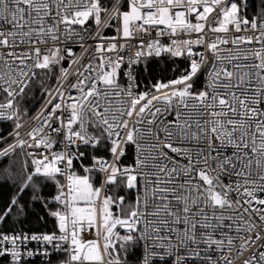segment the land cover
I'll return each mask as SVG.
<instances>
[{
	"label": "snow or ice",
	"instance_id": "obj_1",
	"mask_svg": "<svg viewBox=\"0 0 264 264\" xmlns=\"http://www.w3.org/2000/svg\"><path fill=\"white\" fill-rule=\"evenodd\" d=\"M247 5L0 0V157L19 161L0 264H264V0ZM152 59L179 75L141 90ZM30 206L50 230L25 229Z\"/></svg>",
	"mask_w": 264,
	"mask_h": 264
},
{
	"label": "trees",
	"instance_id": "obj_2",
	"mask_svg": "<svg viewBox=\"0 0 264 264\" xmlns=\"http://www.w3.org/2000/svg\"><path fill=\"white\" fill-rule=\"evenodd\" d=\"M107 2V0H105ZM261 9V0H248L247 5V15L251 19L253 16L257 15L260 12ZM177 64H180L181 67L183 65L179 60H177ZM175 67L172 65L171 61L165 62L163 59H152L149 61L148 69L147 71H144L142 66H139V83L140 86H150L151 83L156 82L157 80H168L170 78H173L174 76L178 75L179 72H173L172 68ZM39 95V94H38ZM42 99H37L33 101L29 105V113L30 116L36 108L40 105L42 102ZM12 131V126L10 122H4L0 123V136H7L9 132ZM19 151V150H17ZM19 167V161L16 156L9 155L6 157H0V169L3 168H11L13 170L17 169ZM52 189H45L44 194L47 195L49 192H51ZM11 195V192L8 187H2L0 188V199H5L8 196ZM25 199H29L28 196L25 197ZM29 217L27 222L25 223L24 227L25 229H39L41 231H47L52 228L51 218H49V223L45 226L42 223L37 222V215H43V211L40 208H33L29 207ZM34 261V264H43L44 260L41 259H32Z\"/></svg>",
	"mask_w": 264,
	"mask_h": 264
},
{
	"label": "built area",
	"instance_id": "obj_3",
	"mask_svg": "<svg viewBox=\"0 0 264 264\" xmlns=\"http://www.w3.org/2000/svg\"><path fill=\"white\" fill-rule=\"evenodd\" d=\"M238 2H239V0H238ZM89 23L91 24L92 22L91 21H89ZM93 26V28H95V25L93 24L92 25ZM103 33H104V35H106V36H112V35H115V32H114V29L113 28H106V29H104L103 30ZM74 51H79V48H75L74 49ZM65 67H67V64H65ZM138 70H139V66L137 67V72H138ZM179 75V74H178ZM174 78V77H173ZM125 80H126V77L124 78ZM138 79H139V77H138ZM170 79H172V78H170ZM166 81V80H165ZM141 87V90H143V89H145L146 88V86H143V85H141L140 86ZM148 87H150V86H148ZM42 103H43V101L40 103V105L36 108V110L29 116V117H31V116H35L36 114H37V112L40 110V108H41V105H42ZM35 123H39V121H36ZM22 135H23V131H22ZM5 137H7V139H6V141H3V142H0V149H3L4 147H6L7 146V144L8 143H11L12 142V137L11 136H5ZM32 259H41V260H44V258L43 257H34V258H32Z\"/></svg>",
	"mask_w": 264,
	"mask_h": 264
}]
</instances>
